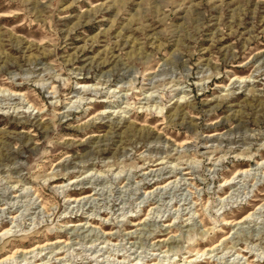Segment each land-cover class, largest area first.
<instances>
[{"label": "rangeland", "instance_id": "rangeland-1", "mask_svg": "<svg viewBox=\"0 0 264 264\" xmlns=\"http://www.w3.org/2000/svg\"><path fill=\"white\" fill-rule=\"evenodd\" d=\"M9 257L264 264V0H0Z\"/></svg>", "mask_w": 264, "mask_h": 264}, {"label": "bare ground", "instance_id": "bare-ground-1", "mask_svg": "<svg viewBox=\"0 0 264 264\" xmlns=\"http://www.w3.org/2000/svg\"><path fill=\"white\" fill-rule=\"evenodd\" d=\"M115 126H117V124L118 123H113ZM210 137H214V136H220V138H224L225 136L223 135H218L217 133H211L210 135H209ZM227 138V137H226ZM107 141H108V138H103V139H101V140H99V144L96 146V148H94L90 153H91V155L92 154H95V153H98L99 151H100V146L101 145H106L107 144ZM158 144V143H157ZM160 144V143H159ZM158 144V145H159ZM155 145V144H154ZM153 145V146H154ZM160 147V146H159ZM159 147H155L157 150L159 149ZM151 148V147H150ZM154 148V147H153ZM151 150V149H150ZM159 151V150H158ZM159 171H160V174H164V173H166L165 172V169H163L162 167L159 169ZM169 172H171V171H169ZM150 174L149 175H151V173H152V170L149 172ZM155 174V173H154ZM180 186V185H179ZM78 199V198H77ZM98 239V238H97ZM59 242V241H58ZM48 247V246H47ZM85 258H86V256H85ZM7 259H12V258H4V259H1L0 260V263H6V261H7ZM9 261V260H8Z\"/></svg>", "mask_w": 264, "mask_h": 264}]
</instances>
